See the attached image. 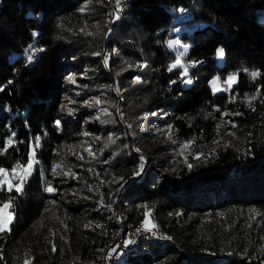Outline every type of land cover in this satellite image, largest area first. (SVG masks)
<instances>
[{"label": "trees", "instance_id": "16d2710c", "mask_svg": "<svg viewBox=\"0 0 264 264\" xmlns=\"http://www.w3.org/2000/svg\"><path fill=\"white\" fill-rule=\"evenodd\" d=\"M110 9V0H0V149L14 140L0 167L26 163L40 138L23 191H0L15 216L0 233V264H24L13 252L20 236L50 225L56 250L37 249L29 264H99L118 234L116 200L131 225L146 206L168 238L140 242L148 251L130 264H264V0H120ZM172 35L187 63L201 61L191 83L180 67L168 70ZM29 45L44 49L31 63ZM229 71V92L213 93L210 77ZM166 130L175 139L145 141ZM178 139L193 143L176 161L166 150Z\"/></svg>", "mask_w": 264, "mask_h": 264}, {"label": "snow or ice", "instance_id": "6c2138e0", "mask_svg": "<svg viewBox=\"0 0 264 264\" xmlns=\"http://www.w3.org/2000/svg\"><path fill=\"white\" fill-rule=\"evenodd\" d=\"M119 8H120V0H116V10L117 13L119 12ZM181 11H183V9H181ZM118 18V16H117ZM35 35V34H34ZM176 41H168L169 46H172L174 44H176ZM44 51L43 48H36L34 45H29L27 48H25L23 50L24 55L26 57V61L31 63L34 59H35V53L37 52H42ZM187 53V48H185L184 52H178L176 59L173 63H171L168 66V70L172 71L173 69H176L178 67L182 68L183 70L180 72V76L183 79L184 83H191V80L189 77V68L190 67H194L196 64L201 63V61H189L188 63H183L182 62V57ZM224 50L223 48H217L216 52H215V56L217 58L223 57L224 56ZM105 64H107V57H105ZM252 78H256L257 76L260 75L259 72L257 71H253L250 73ZM69 79L71 80L72 77L70 76ZM220 77H213V79L210 81L211 85H212V91L213 93L219 91L220 89L218 88V81H219ZM236 81V75L235 74H229L227 76V78L224 80V83L228 86L231 87V85L233 83H235ZM9 83H11V81H9ZM174 83V82H173ZM225 91L227 89H224ZM259 90V89H258ZM253 99L255 97H252ZM59 121H56V124L59 125ZM14 143V140L9 137L4 144V148L0 149V154H2L3 152H6L8 147L11 146ZM39 143H40V138L36 137L35 138V142H34V147L29 151L28 153V160L26 164H21L19 161L16 162V164L13 165L12 169H11V178H9L8 176V170L0 167V191L5 190L4 186L7 185V191L9 193H11L13 190H15L16 193H20L23 191V186L26 183L28 177L31 175L32 173V169L34 164L37 163V161L35 160V151L34 148L35 147H39ZM193 143V141H187L185 143V147L188 144ZM139 151V150H137ZM141 160H143V157H141ZM58 166L54 165L53 166V172L55 173L56 168ZM189 167H191V165H189ZM143 165L141 164L140 167L138 168V170L136 172L133 173V175H139L140 174V170H142ZM13 180L17 181L16 183H13ZM44 191L46 192H54L55 189L53 187H51L50 185L46 186ZM14 206V199L13 197L9 196L8 200L3 202L2 205H0V233H6L8 231H11L10 225L12 224L13 220L15 219L14 213L12 211H10V209H12ZM146 210L144 212V220L142 221V228L145 231H151L153 228H155V224L151 223L150 220V209H147V207L145 206ZM149 225H151V227H149ZM137 231H140V229H137ZM153 235H155V233H152ZM130 241H125V243H129ZM53 251H55V246H53L52 248ZM114 251V250H113ZM24 264H29L28 260L24 261Z\"/></svg>", "mask_w": 264, "mask_h": 264}, {"label": "rangeland", "instance_id": "374dc122", "mask_svg": "<svg viewBox=\"0 0 264 264\" xmlns=\"http://www.w3.org/2000/svg\"><path fill=\"white\" fill-rule=\"evenodd\" d=\"M112 3H113V5L114 6H116L115 5V3L116 2H113L112 0H110V5H111V11H112V9H113V5H112ZM113 12V11H112ZM168 41H176L177 43L176 44H174V45H172V46H169L170 48H172V49H174L175 51H176V54L178 53V52H183L184 51V49L185 48H187V46L186 45H184L183 43H182V41L179 39V37L178 36H176V35H172V36H170L169 37V39H168ZM169 45V44H168ZM218 48H222L221 47V45H219L218 46ZM215 59H216V61L217 62H219V63H221L222 62V59H223V57H220V58H217L216 56H215ZM182 62L183 63H187V61H185L183 58H182ZM183 69L181 68V71H182ZM229 74H235L236 75V79H237V73L236 72H234V71H229V72H227V74H226V76H225V79L227 78V76L229 75ZM218 75L217 74H214V75H212L211 77H210V79H209V84L211 85V83H210V81L213 79V77H217ZM219 77V76H218ZM188 78H190V75H189V77ZM224 79V80H225ZM224 80H222V79H219V81H218V88L220 89V90H224V89H227L226 91H228L229 92V90H230V87H228L225 83H224ZM211 87H212V85H211ZM153 131V130H152ZM152 133V132H151ZM171 134H172V131H170V130H166L165 132H163L162 134H160V132L159 131H157V132H154V133H152V135L150 136V137H147L146 138V142L147 143H149V144H151L152 146H157V145H160L162 142H164V141H171V139L174 137V136H171ZM232 137V135L231 134H224L223 136H222V140H224V141H229L230 140V138ZM174 139H175V137H174ZM178 141H180V142H178V144H176L175 146H174V148H171V149H169V150H166L167 151V153L168 154H170L171 156H172V159H174V160H176V161H178V160H180V159H182L183 157H185L186 156V154H187V152L189 151V149H190V147L192 146V144H188L186 147H185V143L187 142V141H190V140H179L178 139ZM177 142V141H176ZM211 143L212 142H206V143H202V147H201V149L202 148H207V147H209V146H211ZM164 153V152H163ZM200 154V150H195V151H193V156H196V155H199ZM27 163V162H26ZM26 163H24V164H26ZM23 165V164H22ZM3 168H5V169H7L8 170V176H9V178H11V175H12V173H11V169H12V167L11 168H6V167H3ZM17 181H15V180H13V183H16ZM4 187H6L7 188V185H5ZM5 201H7V199H5V200H3L2 202H0V205H2L3 204V202H5ZM120 208V210H121V212H122V209H121V206L119 207ZM10 211H12L13 212V210L12 209H10ZM172 212L173 213H175V212H177V209H174V210H172ZM14 213V212H13ZM122 213H124V212H122ZM124 215V214H123ZM124 217H125V215H124ZM126 218V217H125ZM143 220H144V218H143ZM140 224L142 225V222H140ZM138 225V224H137ZM149 227H150V225H149ZM153 231H155L156 229H152ZM151 230V231H152ZM157 230H159V229H157ZM161 230V229H160ZM118 232H119V230H118ZM53 233H54V228H53V226H49V227H46V228H44V229H42L41 231L40 230H38V231H34V228L33 227H31V228H29V229H27L21 236H20V239H19V241L16 243V245H15V247H14V250H13V252L15 253V251L19 254V256L20 257H23L22 259H23V261H25V260H28V261H30L31 259H32V257L34 256V254L36 253V251H37V249H45L46 247H47V244L48 245H50V247H51V249L53 248V246H54V243H53ZM168 235V234H167ZM169 236H170V234H169ZM117 237V236H116ZM115 237V238H116ZM115 240V239H114ZM113 240V241H114ZM35 244V247H33L32 245H34ZM35 248H36V250H35ZM105 253V252H104ZM104 253H103V255H104ZM86 264H92V260H90V261H88ZM94 264V263H93ZM99 264H102V262H100Z\"/></svg>", "mask_w": 264, "mask_h": 264}, {"label": "bare ground", "instance_id": "6f19581e", "mask_svg": "<svg viewBox=\"0 0 264 264\" xmlns=\"http://www.w3.org/2000/svg\"><path fill=\"white\" fill-rule=\"evenodd\" d=\"M119 204V203H118ZM117 204V208H116V205L114 206L113 208V217H114V220L115 222L117 223L118 225V234L116 235L117 237L115 238L114 241H112L105 249V253L104 255H102V259H101V262L102 264H105V261H106V257H108V252L110 250V248L113 246V244L115 242L118 241V238L120 237L121 235V225L122 226H131V227H138L140 226L141 224H138V225H131L130 223H127L126 221V218L124 217V213L121 212L120 210V206H118ZM117 212L119 213V217H120V221L116 218L117 217ZM151 233H153L154 231H150ZM155 234H158L156 233L155 231ZM160 234V233H159ZM158 234V235H159ZM161 235V234H160ZM159 235V237H161ZM167 235V234H166ZM165 235V236H166ZM168 237V236H167ZM151 238H153L155 241L157 242H161V241H165L166 237H162L164 239H158L157 237L153 236V235H147V234H137L134 236V238L132 239V246L129 248V249H126V250H123L118 256H114L112 261H111V264H130L131 261H130V256L133 255L134 253H138V252H144V251H148V248L147 246H140V242H145V241H148L150 240ZM170 238V236H169ZM156 243V242H154ZM164 243V242H163ZM150 244V243H149ZM142 245V244H141Z\"/></svg>", "mask_w": 264, "mask_h": 264}, {"label": "built area", "instance_id": "2783aa9c", "mask_svg": "<svg viewBox=\"0 0 264 264\" xmlns=\"http://www.w3.org/2000/svg\"><path fill=\"white\" fill-rule=\"evenodd\" d=\"M115 205L117 208V200L115 201ZM120 221L119 213L117 212V217ZM137 229H140V231H137ZM137 234H147V235H153L150 231H145L142 228V225L138 227H131V226H122L121 225V235L118 238V241L113 244V246L110 248L108 252V257H106L105 264H111V261L114 256H118L123 250L129 249L132 246V239ZM157 237L158 239H164L162 237H159L158 234L153 235ZM125 241H130L129 243H125ZM114 250V251H113Z\"/></svg>", "mask_w": 264, "mask_h": 264}]
</instances>
